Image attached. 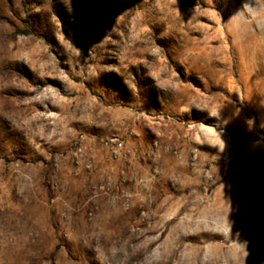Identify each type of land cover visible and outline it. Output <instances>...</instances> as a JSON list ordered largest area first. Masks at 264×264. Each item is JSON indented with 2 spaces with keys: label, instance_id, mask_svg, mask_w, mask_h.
Instances as JSON below:
<instances>
[{
  "label": "rangeland",
  "instance_id": "rangeland-1",
  "mask_svg": "<svg viewBox=\"0 0 264 264\" xmlns=\"http://www.w3.org/2000/svg\"><path fill=\"white\" fill-rule=\"evenodd\" d=\"M0 264H264V0H0Z\"/></svg>",
  "mask_w": 264,
  "mask_h": 264
}]
</instances>
